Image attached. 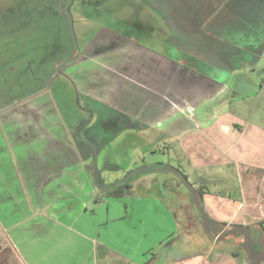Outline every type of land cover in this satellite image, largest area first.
I'll return each instance as SVG.
<instances>
[{
	"label": "crops",
	"instance_id": "1",
	"mask_svg": "<svg viewBox=\"0 0 264 264\" xmlns=\"http://www.w3.org/2000/svg\"><path fill=\"white\" fill-rule=\"evenodd\" d=\"M133 41L103 29L79 60L114 58L123 71L104 64V86L81 90L126 129L153 130L165 143L145 152L169 161L152 159L110 196L60 114L71 98L61 83L56 97L1 88L0 264H264V83L237 100L226 81L193 71L184 49Z\"/></svg>",
	"mask_w": 264,
	"mask_h": 264
},
{
	"label": "rangeland",
	"instance_id": "2",
	"mask_svg": "<svg viewBox=\"0 0 264 264\" xmlns=\"http://www.w3.org/2000/svg\"><path fill=\"white\" fill-rule=\"evenodd\" d=\"M103 29L175 57L184 49L193 71L226 81L237 100L252 82L257 88L264 83V0H0V89L19 96L45 86L56 97L61 83L71 98L60 114L77 132L76 149L99 188L137 183L143 176L138 171L152 159L169 161L158 149L145 152L165 143L153 130L143 133L139 124L126 129L128 120L81 90L92 81L90 87L104 86L98 78L104 64L123 71L114 58L95 66L79 60ZM33 74L40 77L31 80ZM108 119L116 126L106 125ZM191 210L198 207L190 201Z\"/></svg>",
	"mask_w": 264,
	"mask_h": 264
},
{
	"label": "trees",
	"instance_id": "3",
	"mask_svg": "<svg viewBox=\"0 0 264 264\" xmlns=\"http://www.w3.org/2000/svg\"><path fill=\"white\" fill-rule=\"evenodd\" d=\"M130 188V183L128 181H120L114 183L105 189V193L110 196L122 197L127 193Z\"/></svg>",
	"mask_w": 264,
	"mask_h": 264
}]
</instances>
